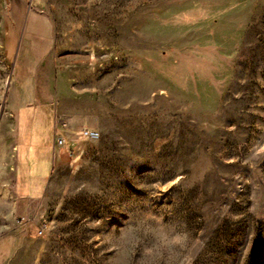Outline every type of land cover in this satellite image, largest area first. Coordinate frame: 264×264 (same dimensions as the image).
I'll return each instance as SVG.
<instances>
[{
  "label": "rangeland",
  "instance_id": "1",
  "mask_svg": "<svg viewBox=\"0 0 264 264\" xmlns=\"http://www.w3.org/2000/svg\"><path fill=\"white\" fill-rule=\"evenodd\" d=\"M0 264H264V0H0Z\"/></svg>",
  "mask_w": 264,
  "mask_h": 264
},
{
  "label": "crops",
  "instance_id": "2",
  "mask_svg": "<svg viewBox=\"0 0 264 264\" xmlns=\"http://www.w3.org/2000/svg\"><path fill=\"white\" fill-rule=\"evenodd\" d=\"M22 111L25 113V115L22 116L23 124L21 122V124L19 123L18 125L21 128L23 127V130L27 129L29 133L27 136H23V138L17 136L15 140V191L17 195L23 199H32L35 195L41 193L44 178L51 169V161L61 158V155H63L64 152L60 151V146L53 144L51 137L49 139V133L52 131L49 129L46 111L36 110L31 115L24 110H20V107L11 110L19 120ZM27 119L28 121H26ZM42 119H44L47 125V138L46 135L37 136L34 133L36 123L38 121L40 122ZM20 127H18V130H21ZM64 142L67 144L66 147H71L73 145L72 140L67 136L65 137ZM19 161L21 187L19 186L18 188L16 182V169Z\"/></svg>",
  "mask_w": 264,
  "mask_h": 264
},
{
  "label": "built area",
  "instance_id": "3",
  "mask_svg": "<svg viewBox=\"0 0 264 264\" xmlns=\"http://www.w3.org/2000/svg\"><path fill=\"white\" fill-rule=\"evenodd\" d=\"M81 135L85 138H88V139H94L96 137V134L94 132H91V131H83L81 132ZM62 144V141L61 140H58L57 141V145H61ZM43 233V226L39 227L36 231V235L37 236H41Z\"/></svg>",
  "mask_w": 264,
  "mask_h": 264
}]
</instances>
